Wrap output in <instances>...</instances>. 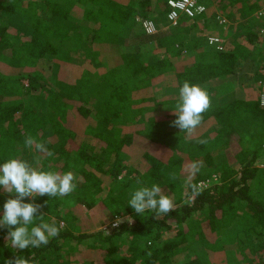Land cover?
<instances>
[{"label": "trees", "instance_id": "16d2710c", "mask_svg": "<svg viewBox=\"0 0 264 264\" xmlns=\"http://www.w3.org/2000/svg\"><path fill=\"white\" fill-rule=\"evenodd\" d=\"M168 1L0 0V164L20 158L36 166L39 159L44 171L78 177L71 194L34 201L45 222L63 224L60 235L39 249L13 250L8 229H0V264L15 255L33 264H264V107L233 80L249 60L264 73V8L256 15L262 2L214 0L238 23L225 37L209 32L204 12L180 14L175 26L147 33L142 21L169 12ZM185 81L211 97L191 136L171 125ZM166 89L172 92L160 99L153 94ZM66 108L95 126L62 119ZM77 134L86 138L65 151ZM26 135L53 155L25 146ZM144 140L148 147L137 149ZM231 145L237 149L229 157ZM192 162L202 164L193 183L219 175L194 202L184 169ZM152 184L175 204L157 219L127 204L133 191ZM9 198L15 194L0 188V216ZM79 202L103 219L132 222L109 234L88 231Z\"/></svg>", "mask_w": 264, "mask_h": 264}, {"label": "clouds", "instance_id": "9594fccd", "mask_svg": "<svg viewBox=\"0 0 264 264\" xmlns=\"http://www.w3.org/2000/svg\"><path fill=\"white\" fill-rule=\"evenodd\" d=\"M211 107V97L207 90L198 85L185 81L179 88L178 100L175 110L176 119L171 125L180 129L186 136H191L203 121V113ZM204 141H202L203 143ZM25 146L34 150L43 157H51L53 152L44 142H39L31 135H26ZM20 158L7 159L0 164V188L5 193L15 194L3 205V214L0 216V229L7 228L6 241L13 250L39 249L47 246L52 238L58 237L62 225L58 226L53 220L51 223L44 221L41 213V204L35 203L37 196L63 197L71 194L77 187L78 177L72 172L44 171ZM201 163L192 162L186 165L187 183L190 188L189 199L194 202L204 191V182L193 183L195 175L199 172ZM138 184L142 181L137 180ZM25 198L33 202L25 203ZM48 204V201H45ZM127 204L137 215L146 211L155 213V219L174 211L175 204L171 195H167L159 184L150 187L141 186L130 194ZM106 218V217H105ZM39 220V223L36 221ZM127 220L132 222V217L117 216L111 223L112 228H118ZM35 225V226H33ZM107 234L108 231L104 229ZM149 244L151 241L148 242ZM4 264H33L32 258L15 255L14 258L5 259Z\"/></svg>", "mask_w": 264, "mask_h": 264}, {"label": "rangeland", "instance_id": "374dc122", "mask_svg": "<svg viewBox=\"0 0 264 264\" xmlns=\"http://www.w3.org/2000/svg\"><path fill=\"white\" fill-rule=\"evenodd\" d=\"M93 3H96L98 0H91ZM198 3L201 4L202 6H204L205 8V17H207V22H208V26H209V32L215 34L216 36H220V37H225L228 33H235L236 30V26H237V21L232 20V16L231 19H226V16L229 12V10H223L221 8V5H218L214 2V0H198ZM181 14V13H180ZM179 14V15H180ZM178 15V16H179ZM220 16V23L218 21L217 23V17L216 16ZM234 17H237L234 16ZM178 19V17H177ZM153 26H147V31L149 30H154L153 33H155L156 31L159 30H164V29H168L171 28L173 26H175L172 22H170L167 18V14H163L160 16L155 17L152 20H149ZM235 21V22H234ZM143 24V21H142ZM204 23L203 21H199V25L198 27L194 28L192 31V36L193 37H198L200 36V32L198 30L201 29V26H203ZM143 26V25H142ZM144 29V27H143ZM145 30V29H144ZM202 30V29H201ZM146 31V30H145ZM261 33V31H260ZM262 38H264V36H261ZM221 39V38H220ZM219 47V46H218ZM113 56V55H112ZM117 58V57H116ZM117 66H120V64L117 62ZM116 66V67H117ZM261 66L264 67V60L261 63ZM71 68V67H70ZM68 69V75L69 76H73L72 74H69L71 69ZM89 70H91L92 72H94V70H96V68L94 66H92L91 64L88 66ZM16 72V71H15ZM46 73V72H45ZM259 80V82H257L256 80ZM264 79V73L262 71H258V65L255 64L254 61H246L241 70H239V72L237 74L234 75L233 80L234 83L236 84L235 87H240L241 90L244 92V95L246 96H250V97H256L259 101L260 95L262 93V86L260 87L259 83L261 82V80ZM257 82V85L255 84ZM24 85L27 84L26 81L22 82ZM151 89H148V91L146 92V94H151L150 92ZM146 91V90H145ZM145 91H143V95L145 94ZM172 90H160V91H155V93H153L158 99L168 95L169 93H171ZM60 115L62 117V119L66 120L69 118H72L73 116H78V119L81 118V120L86 124V125H90V126H95V121L93 118L88 117L87 119L82 118L80 115L77 114V111L75 108L73 109H63L60 112ZM80 117V118H79ZM86 137H84L82 134H77L76 135V139L75 141H69L67 143L66 149H64L65 151H70L69 149H75L77 147V144L79 143V141L85 139ZM135 147L137 149L140 150H145L148 147V142L147 141H140V142H135ZM237 148H232V145L229 148V157L232 156V152H234ZM157 155H160L159 152H157V149L155 151ZM259 166L264 165V158H261L260 161L258 162ZM184 169H186V167H184ZM212 180H207L204 181L205 183V188H207L208 186H210L211 184L217 183L219 182V175H212ZM217 177V180L214 181V178ZM75 208V207H74ZM76 209L80 212V222L85 225L87 227V230L90 231V228L94 227V225L97 223L98 220L103 221V225L101 227H99L98 230H101L102 227L104 225H110L112 223L113 220L115 219H103L102 217H100V215L97 213L96 209L92 208L89 204H86L84 202H79L76 205ZM120 216V215H116L115 217ZM120 217H126V216H120ZM105 220V221H104ZM125 223L131 224L129 223L127 220L124 221ZM63 225V224H61Z\"/></svg>", "mask_w": 264, "mask_h": 264}, {"label": "built area", "instance_id": "2783aa9c", "mask_svg": "<svg viewBox=\"0 0 264 264\" xmlns=\"http://www.w3.org/2000/svg\"><path fill=\"white\" fill-rule=\"evenodd\" d=\"M262 2V5L260 6L259 12L256 14L258 16H262V9L264 8V0H260ZM168 6L170 8L169 12H167V18L170 22H172L174 25L177 21L178 15L184 14L189 17H193L199 13L205 12L204 6L198 3L197 0H169ZM143 27L146 30L147 33H153L152 30L147 31V26H153V24L150 21H143ZM261 34L264 36V31H261ZM210 43H218L221 42L220 38L211 37ZM263 90L259 98V104L260 106L264 107V80L260 83ZM219 178V177H218ZM217 180V177L214 178V181ZM205 184V183H204ZM206 187V186H205ZM102 229H106L108 232L114 228L111 227V224L109 226H103ZM110 229V230H109Z\"/></svg>", "mask_w": 264, "mask_h": 264}, {"label": "crops", "instance_id": "0c3cea01", "mask_svg": "<svg viewBox=\"0 0 264 264\" xmlns=\"http://www.w3.org/2000/svg\"><path fill=\"white\" fill-rule=\"evenodd\" d=\"M103 221L98 220L97 223L94 225V227L90 228V231H96L99 229V227H101L103 225Z\"/></svg>", "mask_w": 264, "mask_h": 264}]
</instances>
